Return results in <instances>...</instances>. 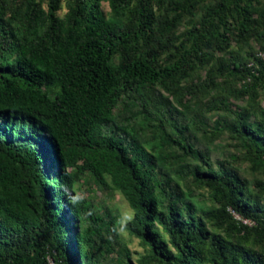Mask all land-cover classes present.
Masks as SVG:
<instances>
[{
  "label": "trees",
  "instance_id": "obj_1",
  "mask_svg": "<svg viewBox=\"0 0 264 264\" xmlns=\"http://www.w3.org/2000/svg\"><path fill=\"white\" fill-rule=\"evenodd\" d=\"M60 5L0 0V264H107L115 222L77 195L87 172L133 210L121 227L148 248L139 264H264V180L188 161L208 154L195 136L227 134L264 173V57L251 46L264 54V0H66L62 17ZM183 81L205 109L177 98ZM139 115L158 120L154 153ZM191 183L213 202L202 214Z\"/></svg>",
  "mask_w": 264,
  "mask_h": 264
},
{
  "label": "rangeland",
  "instance_id": "obj_2",
  "mask_svg": "<svg viewBox=\"0 0 264 264\" xmlns=\"http://www.w3.org/2000/svg\"><path fill=\"white\" fill-rule=\"evenodd\" d=\"M45 5V4H44ZM104 12L107 14L109 12V7L106 2H103L102 4ZM66 12V0H61L60 10L58 12L59 16H63ZM188 27V22H184L181 26L179 31H182L184 28ZM251 46L253 48V51L264 57V54L262 51H260L258 45L251 42ZM206 74V68L205 67H199L196 71H194L192 75V79H194V82L198 79L204 78ZM247 80L242 79L240 80L237 85L243 86L244 83H246ZM183 86H187L186 89L183 90V92L180 95H177V98H181L182 102L184 104H189L192 109H198L199 106H202V103L205 101V98H203L202 93L194 90L195 93H191L190 87H191V81H183ZM157 89L160 90V92L166 96L170 102L173 103L174 106H176L179 110H185L183 106H181L173 94L169 93L168 91H165L161 86H157ZM159 98V97H158ZM259 101L261 106L264 108V90H259ZM154 104L156 106L159 105V100L154 99ZM227 106H230L233 109L242 108L246 105V101L244 99H231L228 100L225 103ZM203 107V106H202ZM205 109V107H203ZM123 103L119 102L116 106L113 107V113L118 114L123 111ZM221 117H225V114L221 113ZM210 117L212 119H215L218 117V113L216 112H209ZM158 120L155 119L153 121L152 118H144L143 116L139 115L136 118V124L134 125L136 131H141L145 136L148 137L149 144H145V148L149 152H153L151 149V144L155 143L157 144V140L152 135L155 131V128L153 124L157 123ZM166 131L168 133L172 132V129L170 127L166 128ZM194 143L207 148L208 154L201 159L199 157L193 158L189 157V162H197L202 166L203 169H207V166L209 164H215L217 161H225L226 163H229L231 166H233L241 175L246 176L250 181H253L255 179H262L264 180V173L262 172H254L249 162L245 159L243 150L239 148L232 139L231 136L225 134L222 135L218 139H214L212 142L208 141L206 139H202L201 136L197 137L195 136L193 139ZM49 162V161H47ZM164 164V163H163ZM166 164L169 166L171 163L166 161ZM183 164V163H181ZM165 165V164H164ZM70 169V168H69ZM178 169V166H177ZM181 170V167L178 169V171ZM54 170H51L50 177L52 178L54 176ZM171 176H173L180 184L181 187L183 186L184 177L186 176L184 173H178L174 174L171 173ZM191 186L194 190V195L192 198V201L195 203L196 207L198 208L200 214H202V210L200 209H206L209 206L213 205V202L209 198L208 195V189L202 186H198L196 184L191 183ZM74 189L76 190V193L81 198H85L90 203H93L94 205V214L96 216H102L104 215V208H108L110 211V214L115 222V240L113 242V249L110 254L107 255V264H125V255L128 253L130 259L135 263H138V259L148 253V248L140 242L139 238L135 237L134 235H131L127 230L123 229L121 225H123L125 222L129 221L133 216V210L131 209L130 205L128 204L127 200L123 197V195L120 193L119 190L115 188L111 189H105L98 183H96L90 175V173H86L80 180H78L74 184ZM185 198H188L187 195H185ZM262 201L261 199L259 200ZM207 226L210 229H215V226L213 224H210L209 221H207ZM219 232L223 234V230L219 229ZM164 236V235H163ZM166 238V236H164ZM156 264V263H151Z\"/></svg>",
  "mask_w": 264,
  "mask_h": 264
},
{
  "label": "built area",
  "instance_id": "obj_3",
  "mask_svg": "<svg viewBox=\"0 0 264 264\" xmlns=\"http://www.w3.org/2000/svg\"><path fill=\"white\" fill-rule=\"evenodd\" d=\"M236 218L240 219L239 216L235 215ZM243 222L245 223H250V220H245V219H242ZM47 264H57L56 261L51 258L50 256L47 257Z\"/></svg>",
  "mask_w": 264,
  "mask_h": 264
}]
</instances>
